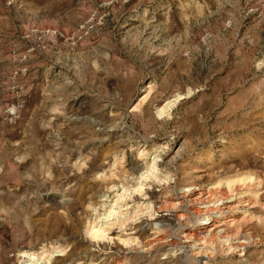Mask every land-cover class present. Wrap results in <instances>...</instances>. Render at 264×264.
<instances>
[{
    "label": "rangeland",
    "instance_id": "1",
    "mask_svg": "<svg viewBox=\"0 0 264 264\" xmlns=\"http://www.w3.org/2000/svg\"><path fill=\"white\" fill-rule=\"evenodd\" d=\"M22 250L264 264V0H0V264Z\"/></svg>",
    "mask_w": 264,
    "mask_h": 264
},
{
    "label": "bare ground",
    "instance_id": "2",
    "mask_svg": "<svg viewBox=\"0 0 264 264\" xmlns=\"http://www.w3.org/2000/svg\"><path fill=\"white\" fill-rule=\"evenodd\" d=\"M112 188H113V186H112ZM118 188V187H117ZM115 191V190H114ZM192 192L193 191H191L190 192V194L188 195V197H186V199H187V206H188V208H190V209H192V211H191V213L194 215V216H196V217H199L200 218V216H201V214L202 213H200V212H202V211H200L199 209L201 208H199V206L201 205V204H203V202L202 201H197V205H199V206H197V207H195V208H191V204H193L192 202H195L196 201V197H198V196H201L200 195V193H194L193 192V194H192ZM204 192V191H203ZM122 193V192H121ZM187 193V192H186ZM202 193V192H201ZM197 194V195H196ZM203 194V193H202ZM205 194V193H204ZM203 194V195H204ZM207 194V193H206ZM182 195H184L185 196V194H182ZM181 195V196H182ZM193 195H196V197L195 198H193V199H191L192 198V196ZM202 195V196H203ZM181 198V197H180ZM179 199V198H178ZM184 199V198H183ZM201 199H203L204 200V198H201ZM206 199V198H205ZM198 200H199V198H198ZM224 200V199H223ZM222 200V201H223ZM205 201H207V199L205 200ZM181 202H179V204H180ZM196 203V202H195ZM206 203V202H205ZM222 203H224V202H222ZM221 203V204H222ZM157 204H159V203H157ZM178 204V203H177ZM182 204H184V203H182ZM186 204V203H185ZM220 204V205H221ZM113 205H115V204H113ZM173 205V204H172ZM169 206H171V204L169 205ZM174 207V206H173ZM177 207V206H176ZM217 207H219V206H217ZM228 207V206H227ZM158 208H159V210H160V206H158ZM185 208V207H184ZM205 208V207H204ZM217 209V208H216ZM219 209V208H218ZM178 210V209H177ZM177 210L175 209V208H172V207H170V208H167L166 207V209H164L163 211L164 212H166V214L165 215H163L164 217H166L165 219H161V222L162 223H165L166 222V225H168V227L169 226H171V224H173L175 221H178V220H180V215H178V212H177ZM220 210V209H219ZM229 210V209H228ZM185 211V210H184ZM190 211V210H189ZM214 211V210H213ZM157 212H160V211H157ZM204 212H207V211H204ZM190 213V214H191ZM188 214V213H187ZM212 214H213V212H212ZM216 214V213H215ZM182 216V215H181ZM203 216V215H202ZM206 217H204L205 218V220H204V222H202V224H201V227H200V230L201 231H197L196 229L194 230L193 228H190L189 226L187 227H183L184 228V230H183V234H182V237H180V238H178V239H183V241H181V242H178V239L176 238V236L174 237H171V238H163V237H161V236H159L158 235V233L157 232H154V233H152V235L150 236V237H152L151 239H149V238H147V239H149V245L151 244H156V245H158L159 247H162V248H165V247H168V252H175L174 251V248H176L177 247V249L178 250H182L183 249V251H184V249L186 248V246L188 245L189 246V243L191 242L190 240L191 239H193V238H196V240H198L197 238L199 237V236H201V234L203 235V233L206 231V230H208L211 226H212V228H211V230L213 229V224L212 223H214V215H205ZM183 217H184V215H183ZM198 219V218H197ZM200 220V219H199ZM198 221V220H197ZM200 221H202V220H200ZM101 222H102V225H105V227L104 228H106L107 226H109V227H111L112 225H113V223H110L108 220H107V222H104L103 220H101ZM195 223H196V221H194ZM157 223V222H156ZM179 223V222H178ZM208 223V224H207ZM159 224V223H158ZM160 225V224H159ZM163 225V224H162ZM215 225V224H214ZM199 226V225H198ZM98 227V226H97ZM173 227V226H172ZM171 227V228H172ZM179 229H181L179 226H177ZM160 228V227H159ZM162 228V227H161ZM156 229V228H155ZM168 229H170V228H168ZM99 230H100V226H99ZM99 230H97V231H95L94 230V232L98 235H100V233L102 232L103 234H101L100 235V237L99 238H101V236L102 235H104V230L102 229V231H100L99 232ZM154 230V229H153ZM159 230V229H158ZM210 230V229H209ZM157 231V230H156ZM161 231V230H160ZM169 231V230H168ZM180 231L178 230V233H179ZM207 232V231H206ZM211 232V231H210ZM91 233H93V232H91ZM106 233V232H105ZM150 233V234H151ZM164 233V232H163ZM181 233V232H180ZM160 234H161V232H160ZM172 234V233H171ZM170 234V235H171ZM176 234V233H175ZM208 234H209V232H208ZM90 235H95V234H90ZM97 235H95L96 236V238H97ZM162 235V234H161ZM95 236L93 237V238H95ZM168 236V235H167ZM204 236V235H203ZM205 236H206V234H205ZM245 238V236L243 235L242 236V238ZM91 238H92V236H91ZM95 238V239H96ZM99 238H98V240H99ZM105 238V237H104ZM202 237H200V239H201ZM243 238V240H245ZM146 239V240H147ZM203 239H205V238H203ZM202 239V240H203ZM97 240V239H96ZM103 239L101 238V240H99V242H101ZM150 240H151V242H150ZM242 240V241H243ZM153 241H155L154 243H152ZM193 242V241H192ZM244 242H246V241H244ZM240 243V242H239ZM239 243L237 244V245H239ZM243 243V242H242ZM91 244V243H90ZM154 244V245H155ZM191 244V243H190ZM201 244V243H200ZM241 244V243H240ZM148 245V244H147ZM236 245V246H237ZM244 245H245V243H244ZM241 246H243V245H241ZM147 247V246H146ZM150 247H152V246H150ZM153 247H157V246H153ZM244 247V246H243ZM173 248V249H172ZM149 246H148V251H149ZM152 249V248H151ZM176 249V250H177ZM186 252V251H185ZM183 253V252H182ZM174 254V253H173ZM179 254V253H178ZM32 255H33V253H29L28 252V250H22V251H20L18 254H16V256H11V258H9L8 260H9V263L8 264H43L41 261H40V258L39 259H37L36 257H33L34 259L33 260H35V261H31L30 262V258L32 257ZM184 256V255H183ZM208 258V257H207ZM32 260V259H31ZM30 262V263H29Z\"/></svg>",
    "mask_w": 264,
    "mask_h": 264
}]
</instances>
